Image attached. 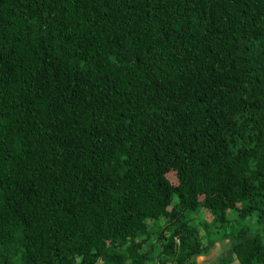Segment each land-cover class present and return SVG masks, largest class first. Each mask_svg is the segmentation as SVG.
I'll return each mask as SVG.
<instances>
[{"label":"trees","instance_id":"16d2710c","mask_svg":"<svg viewBox=\"0 0 264 264\" xmlns=\"http://www.w3.org/2000/svg\"><path fill=\"white\" fill-rule=\"evenodd\" d=\"M225 237L264 264V0H0V264Z\"/></svg>","mask_w":264,"mask_h":264},{"label":"rangeland","instance_id":"374dc122","mask_svg":"<svg viewBox=\"0 0 264 264\" xmlns=\"http://www.w3.org/2000/svg\"><path fill=\"white\" fill-rule=\"evenodd\" d=\"M166 176L172 181L175 182V177L172 171H168L166 173ZM196 215L200 216V212H197ZM226 237L223 239H218L217 241H215V244L210 248V250L208 251V253L204 254V255H197L195 257L196 261L200 264H208L210 260L213 261L212 264H218L217 260H216V255L218 253H220L221 251V245L223 242L226 241ZM215 260V261H214ZM145 264H148V262H146Z\"/></svg>","mask_w":264,"mask_h":264},{"label":"clouds","instance_id":"9594fccd","mask_svg":"<svg viewBox=\"0 0 264 264\" xmlns=\"http://www.w3.org/2000/svg\"><path fill=\"white\" fill-rule=\"evenodd\" d=\"M169 171V170H168ZM168 171H166L165 172V175H166V173L168 172ZM171 171V170H170ZM167 177V176H166ZM175 177V176H174ZM168 178V177H167ZM168 180L170 181V182H172L169 178H168ZM172 183H174V182H172ZM212 247V246H211ZM210 250V249H209Z\"/></svg>","mask_w":264,"mask_h":264}]
</instances>
